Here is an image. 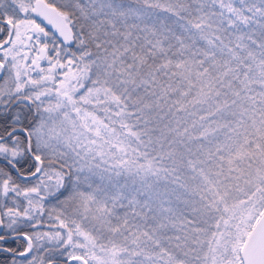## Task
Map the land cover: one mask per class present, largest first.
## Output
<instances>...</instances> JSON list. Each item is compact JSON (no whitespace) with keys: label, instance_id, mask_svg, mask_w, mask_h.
I'll return each instance as SVG.
<instances>
[{"label":"snow or ice","instance_id":"snow-or-ice-1","mask_svg":"<svg viewBox=\"0 0 264 264\" xmlns=\"http://www.w3.org/2000/svg\"><path fill=\"white\" fill-rule=\"evenodd\" d=\"M0 264H264V0H0Z\"/></svg>","mask_w":264,"mask_h":264}]
</instances>
